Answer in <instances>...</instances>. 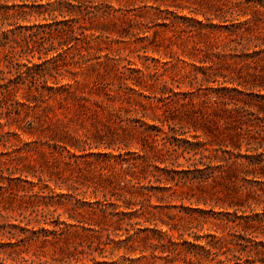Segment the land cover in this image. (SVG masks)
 Returning <instances> with one entry per match:
<instances>
[{"label":"rangeland","instance_id":"rangeland-1","mask_svg":"<svg viewBox=\"0 0 264 264\" xmlns=\"http://www.w3.org/2000/svg\"><path fill=\"white\" fill-rule=\"evenodd\" d=\"M90 1L91 14L74 24L78 39L65 51L57 45L62 56L21 60L38 65L34 84L26 67L10 64L15 36L0 47V78H27L18 76L11 94L0 91V264H201L195 243L235 247L249 232L263 240L262 205L249 195L258 184L197 172L201 155L186 142L194 132L176 138L162 121L171 91L193 93L198 110L212 112L218 105L208 96L236 88L244 93L224 92L225 107L242 118L258 111L264 0ZM248 18L255 30L244 33ZM206 71L226 78L205 82ZM179 107L186 118L191 107ZM165 142L177 152L169 155Z\"/></svg>","mask_w":264,"mask_h":264},{"label":"trees","instance_id":"trees-1","mask_svg":"<svg viewBox=\"0 0 264 264\" xmlns=\"http://www.w3.org/2000/svg\"><path fill=\"white\" fill-rule=\"evenodd\" d=\"M90 0H0V47L6 46L13 40L11 35H14L17 46H12L10 52V64L19 67H26L27 76L31 77L30 80L34 84L33 77L35 76V70L38 65L22 63L23 58H37L42 61V65L47 62L54 60L57 57L62 56L61 49L65 51L64 46L69 47L70 44L77 40L75 35V23L78 22L80 16L90 15L88 9V3ZM109 14V12H107ZM58 16H62L63 20H57ZM41 18L44 21H48L50 18L51 22L45 24L30 23L32 18ZM14 22V23H13ZM27 22L28 24H23ZM253 20L248 18L246 21L240 23V30L242 32H253L255 29L252 25ZM19 31V32H17ZM5 38V39H4ZM25 45H22V39ZM21 39V40H20ZM3 40V41H2ZM58 44H57V43ZM57 45L62 46L58 48ZM23 47L19 52L15 51L16 48ZM71 48V47H69ZM21 54V55H20ZM19 57L16 59V57ZM30 56V57H29ZM29 63H31L29 61ZM208 69V68H207ZM4 73V72H1ZM220 72L210 73L204 72L203 80L205 82H217L219 77L222 75ZM16 76L15 78H13ZM19 76L22 82L27 79L22 74L13 75V77L0 78V91L3 94H11L15 89L16 78ZM226 78V77H222ZM253 79L257 81L256 77ZM227 82V81H226ZM230 82L234 83L233 79ZM258 82V81H257ZM242 84V83H239ZM35 85H31L33 88ZM254 87L264 88L261 83H254ZM39 92V88L35 87ZM220 94L216 97L208 96V99L214 98V104L218 106L212 109V112L207 110H198L196 97L188 94L185 98L181 97V93L171 91L174 95V99L169 103L166 112L170 111L169 116L163 122H167L169 125V134L173 136H182L184 134L194 132L192 135L196 141L186 140L191 150L195 151V155L200 154L201 158L198 161L204 168L196 169L197 172L204 174L205 170L210 168L211 177H217L225 175L229 178H239L240 174H243V180L258 184L259 190L250 189L249 195H254L258 198L256 204L262 205V213L258 215V222H264V103L258 104V111H249L245 118L233 115L234 111L239 112L238 107L235 110H228L225 106L228 103V98L224 92L237 91L238 93H244L238 89H230L227 87L217 88ZM64 92L67 96H72L71 86H66ZM223 92V94H222ZM262 98L264 99L263 95ZM72 98V97H71ZM244 102V103H243ZM241 108L245 106H251V102L246 100H237L232 102ZM243 103L245 106H241ZM251 104V105H250ZM191 107L185 113L186 118L181 114H175L180 107ZM223 106V107H222ZM219 111H223L221 114ZM230 113V115L228 113ZM183 122L190 124V127L183 125ZM182 132L181 134H178ZM200 132H203L199 134ZM166 132L164 139L168 140L169 136ZM205 135L207 138L205 141L197 140ZM209 146H217L214 150H210ZM243 145H246V150L243 152ZM179 145L171 143V147H167V142L164 143V150L173 155L177 152ZM65 150L71 152L70 149ZM210 152V154H205ZM213 152L215 154H213ZM220 152L224 155L220 156ZM197 165V164H196ZM174 174H179V171L172 170ZM215 174V175H214ZM253 176L254 180H249L247 177ZM187 177H179L178 175H171L168 181L186 180ZM203 180H207L208 177L202 175ZM233 206V205H232ZM255 219H253V222ZM252 228L251 221H248L245 231L248 232ZM264 238V235H263ZM258 237L253 232H249L242 237H237L233 244L235 247L228 245H221L218 243H207V245H201L195 243L192 246V253L194 257L201 264H257L256 259L261 255H264V239L257 240ZM198 240V239H197ZM253 259V261H251ZM264 263V259L260 260Z\"/></svg>","mask_w":264,"mask_h":264}]
</instances>
